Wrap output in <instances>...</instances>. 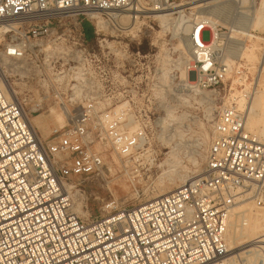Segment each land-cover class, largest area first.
I'll return each instance as SVG.
<instances>
[{
    "label": "built area",
    "instance_id": "2783aa9c",
    "mask_svg": "<svg viewBox=\"0 0 264 264\" xmlns=\"http://www.w3.org/2000/svg\"><path fill=\"white\" fill-rule=\"evenodd\" d=\"M130 3L0 0V60L18 63L11 78L22 70L32 81L38 74L40 83L52 85L64 121L49 141L41 140L30 117L40 113L42 103L31 105L15 86L10 97L0 63V264H232L227 246L232 206L239 198L264 206V142L246 130L245 113L233 102L214 122L200 178L105 218L81 220L75 213L70 193L80 186L70 179L104 169L96 146H110L121 161L144 148L138 120L142 87L159 83V59L152 43L143 51L148 39L141 30L116 29V12ZM98 17L107 25L102 33L95 27ZM83 23L94 29L91 40ZM223 35L219 27L213 31L198 21L186 36L191 89L224 83L226 69L217 57L227 42ZM146 97L143 113L154 116L155 91Z\"/></svg>",
    "mask_w": 264,
    "mask_h": 264
},
{
    "label": "rangeland",
    "instance_id": "374dc122",
    "mask_svg": "<svg viewBox=\"0 0 264 264\" xmlns=\"http://www.w3.org/2000/svg\"><path fill=\"white\" fill-rule=\"evenodd\" d=\"M141 1L146 10H153L159 6V0ZM195 1L198 0H171L168 5L177 7ZM259 3L261 4V1L257 0L258 9L260 8ZM194 6L196 4L181 9L184 10L183 16H181L185 17L189 24L194 23L197 18H206V10L191 9ZM233 15L236 27L244 28L247 20L241 18L236 10L233 11ZM178 18L179 15H173L165 30L153 18H145L141 15L138 20L140 22L138 30H141L148 39L143 42L144 52L151 50L150 44L152 43L157 47L156 53L159 59V83L155 86L142 87L143 96L141 99L143 101L141 104L144 106L140 108L141 116L138 117V120L145 129L144 148L139 156L130 160H120L118 165L113 160L112 154L115 153L110 146L95 147L103 157L104 169L95 176L81 179L72 177L70 179L71 184L77 183L80 186L77 189L78 194L73 192L71 196L74 208L80 204L88 213V218L77 214L81 220L93 221L105 218L124 208L145 204L151 199L160 197L163 192H171L178 186L200 178L205 169L207 152L213 138V125L220 109L233 103L232 95L235 93L233 89L238 92L242 91L244 96L250 94L254 89L255 69L258 68V63L252 64L245 59H238L237 50L243 44L254 46L256 58L260 59L264 53V24L250 32L253 35V41H249L243 36H237V40L227 39L223 45L220 44L217 52L218 61L222 65L225 61L227 64L231 63L232 71L230 76H227L230 77V80L226 77L224 83L216 89H191L189 83L195 82V79L194 75L187 72L189 61L185 62L187 61L185 53H189V51L182 29L183 25L181 26ZM85 27V34L89 40L92 38L91 30L87 25ZM218 27L225 35L229 33V26L224 22V19L219 20ZM93 31L92 28V33ZM203 41L205 43L210 41L209 32L204 33ZM160 42L164 44L162 49L158 46ZM225 44H228L232 50H225ZM178 45L181 47L178 48ZM2 46L3 41L0 38V51ZM9 74L11 73L6 72L5 74L7 81L13 87L15 86V90L22 95V98H28L31 105L35 102L42 103L40 113L30 119L44 115L52 108H60L53 99V86L40 83L38 74H35L37 77L35 81H32V76L29 74L25 76L18 74L15 78H11ZM243 77L246 78V85L249 86L247 90L240 83H237L238 85L232 83L238 79L242 82ZM151 89L157 96V113L154 116H147L143 111H147L146 96L150 94ZM260 89L264 90V83L261 84ZM44 97L47 98L43 100ZM53 129H56L55 122L48 121L37 128L36 132L41 140L49 141ZM257 138L260 140V137ZM109 167L112 168V173L106 174L104 171ZM169 168L174 175L173 187L163 191L161 183H167ZM178 177H182L185 182L180 183ZM251 206L253 209L255 208L254 211L259 216L264 217V206L260 209L254 203H251ZM245 246V244H239L236 253L242 252ZM256 259L254 263L259 262L261 258ZM241 260L242 263L245 262V260Z\"/></svg>",
    "mask_w": 264,
    "mask_h": 264
},
{
    "label": "bare ground",
    "instance_id": "6f19581e",
    "mask_svg": "<svg viewBox=\"0 0 264 264\" xmlns=\"http://www.w3.org/2000/svg\"><path fill=\"white\" fill-rule=\"evenodd\" d=\"M260 1L261 4L259 3L260 8L258 9L257 0H198L188 4L179 5L177 7L168 5L166 3V0H162L161 1L162 4L159 7V9L156 8L153 10H146L141 0H131V3L127 10L116 12L115 14L116 17L120 19V22L118 23V25H116V28L120 30L136 31L138 30V25L140 23L138 22V20L142 15L145 18L155 19L156 21L159 22L158 24H160V26L165 30L169 26V22L172 20L173 15L177 14L179 15L178 20H180L181 26L183 25L182 29L185 36H187L190 33L195 22L201 21L205 23L208 28L214 31L215 28L218 27L219 20L224 19V22L229 26V33L223 35L222 37L228 40H237L236 39L237 36H243L247 38L249 41H253L252 40L253 35L250 32L260 28L264 24V0H260ZM192 4H196V6H194L191 9L206 10L207 13H206V18H200V19L197 18L196 21L194 20L195 21L194 23L189 24V21L186 20L185 17H182L184 10L181 9L184 8L185 6H190ZM234 10L237 11V14L240 15L241 18H245L247 20L244 28L238 29L236 27L235 18L233 15ZM95 27L98 33H102L107 29V25L105 21L99 17L98 20L95 22ZM212 44L213 46L216 47L215 41H213ZM163 45L164 44L160 42L158 46H160V48L162 49ZM180 47L181 45H178V48ZM237 56L238 59H245L249 63L252 64L258 63V68L255 69L256 76L253 83L254 89L250 93L249 98L244 96L241 93L242 91L238 92L236 91V89H233L235 93L232 95V99L233 102L237 105L238 110L245 113L246 130L248 132L253 133L254 135L255 134L258 135L257 137H260V141H264V90L260 89L261 84L264 83V66H263L264 53L262 54V57L258 59L256 58L255 55L254 46H247L246 44H243L237 50ZM185 59L187 60L185 62L191 61L192 60L191 54L185 53ZM0 63L2 66L1 80L3 82L6 93L10 97H12L13 93L11 89H13V86L7 81V77L5 76V74L6 72L11 73V67H16L18 63L3 56H1ZM223 67H225L226 69L227 76H230L232 71L231 63L227 64L225 61ZM19 74L25 76L27 73L21 70ZM245 79L246 78L243 77L242 82H240V80L238 79L232 83L233 84L240 83L243 86H245L244 89L247 90L249 86L246 85ZM245 91H243L244 94ZM14 94H17V92L15 91ZM60 111H61L60 108L59 109L56 107L52 108L49 111H47L44 115L31 118L30 123L32 127L36 130L46 122L54 121L56 126L55 130H61L63 129L64 121L62 115L60 114ZM131 130L133 131L136 130V127L133 126ZM112 157L114 162L119 165L120 158L118 159L116 154H112ZM193 165L195 164L193 163ZM128 168L130 169V166H128ZM104 172L106 174L112 173V168L109 167ZM167 173H168L167 183L166 184L161 183V188L163 189V191L169 190L171 189V187H173V176H174L172 174L173 171H171L169 168ZM179 179L181 181L180 183L185 182V180L182 177H180ZM67 188L68 190L71 189L69 185L67 186ZM177 188H179V186ZM73 192L78 194L77 190ZM73 192L71 191L70 193L71 196L73 195L72 194ZM171 192L170 191L166 193L163 192L161 193L160 197L151 199V201L166 196ZM251 203L253 202L248 199L239 198L236 201V203L232 206L230 211L229 230H228L229 233L227 234V246L229 250V258L232 264H264V257L260 259L259 262L254 263L257 260L256 258H260L261 253L264 254V217L259 216L257 212L254 211L255 208L253 209ZM81 206L82 205L79 204L74 208L75 213L83 216L84 218H88V213ZM241 243L245 244L246 246L242 249V252L240 253L238 252L237 254L236 253L238 250L237 248ZM241 259L245 260V262L242 263Z\"/></svg>",
    "mask_w": 264,
    "mask_h": 264
},
{
    "label": "trees",
    "instance_id": "16d2710c",
    "mask_svg": "<svg viewBox=\"0 0 264 264\" xmlns=\"http://www.w3.org/2000/svg\"><path fill=\"white\" fill-rule=\"evenodd\" d=\"M88 26L89 28H90V30H91V34H92V27L89 25V24H87V23H83V25H82V28H83V31H84V33H85V26ZM85 37L87 38V36H86V34H85ZM92 38H90L89 40H91ZM143 51H144V49H143Z\"/></svg>",
    "mask_w": 264,
    "mask_h": 264
}]
</instances>
